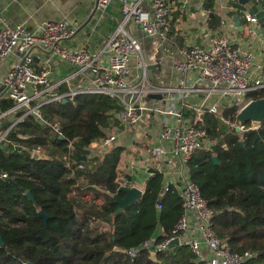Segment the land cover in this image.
I'll return each mask as SVG.
<instances>
[{"label":"trees","instance_id":"trees-1","mask_svg":"<svg viewBox=\"0 0 264 264\" xmlns=\"http://www.w3.org/2000/svg\"><path fill=\"white\" fill-rule=\"evenodd\" d=\"M211 23L219 26L220 17L214 15ZM262 97L264 87L249 91L244 104ZM11 106L13 102L3 108ZM220 107L230 121L241 108L232 97L224 98ZM41 109L45 119L60 126L63 137L30 114L8 132L9 143L0 145V174L8 173L0 175V264H206L186 245L157 254L140 249L134 258L123 251L140 247L153 235L160 240L171 235L183 214V198L171 184L164 189L162 172L151 173L142 197L117 212L115 195L125 196L119 190L124 147L113 145L103 154L92 147L120 128L115 113L122 105L117 98L80 94L74 102L60 99ZM183 113L193 120L192 110L184 108ZM201 127L212 142L194 152L190 177L215 210L212 222L220 238L234 252L252 253L242 264H264V121L240 133L220 116L205 112ZM38 147L44 157L34 158L32 151ZM69 152L68 161L64 155ZM84 155L93 156L85 161L80 159Z\"/></svg>","mask_w":264,"mask_h":264},{"label":"built area","instance_id":"built-area-1","mask_svg":"<svg viewBox=\"0 0 264 264\" xmlns=\"http://www.w3.org/2000/svg\"><path fill=\"white\" fill-rule=\"evenodd\" d=\"M189 1L153 0L151 15L142 10L140 2L122 0L124 18L104 50L108 54L107 61L102 59V53L85 47L75 49L64 46L63 41L74 37L78 32L77 27L68 21L46 20L40 25V33H35L24 24L12 25L0 11V59L12 54L20 56L5 77L4 93L6 98L24 109L19 121L27 115H35L44 125L52 126L62 137L60 126L45 119L41 108L60 99L74 102L80 94H103L117 98L122 109L115 113V117L124 126L136 127L145 117L159 115L162 118L160 142L152 145L143 143V146L149 161L173 160L178 163L177 181L166 182L164 189L169 190L171 184L179 192L183 198V214L172 234L165 239L160 240L153 235L144 240L140 247L123 251L134 258L140 249L157 254L177 245H186L206 264H242L252 253L234 252L230 244L217 234L212 222L215 210L203 196L200 186L191 179L188 163L196 150L212 142L207 130L201 127L205 112L220 116L240 133L257 128L251 122H247V125L236 123V119L230 121L224 118L220 107L224 98L232 97L242 108L247 103L244 104L247 92L264 87L256 55L252 49L232 41L228 35L226 17H223L222 33H208V44L180 48L183 58L175 64V68L181 72L180 79L175 85H161L148 75V65L140 41L125 29L126 24L133 20L155 44H164L171 31L173 9L178 5H186ZM214 1L220 12H241L249 23L250 34L256 35L262 28L256 16L250 14L248 8L239 5L238 0ZM111 2L112 0H97V9L105 10ZM258 2L264 7V0ZM35 49L75 64L78 74H83L81 82L74 85L75 76L71 75L54 84L53 68L49 60L47 59L45 66H36L33 55ZM133 55L137 57L135 74L130 73ZM62 84H67V91L56 92ZM152 94H161L163 104H157L156 98L150 97ZM194 96L199 98L194 101ZM184 108L193 111V120L185 117ZM170 116L171 120L167 119ZM115 139L116 132H112L106 139L94 142L92 147L94 149L100 143L102 149L97 151L105 152ZM165 142L170 144L169 148L165 146ZM72 143H69L70 149L74 148ZM32 155L44 157L42 148L33 149ZM70 158V152L64 155L65 160L69 161ZM78 167L84 168L85 165L80 164ZM21 173L23 170L17 171V174ZM74 173L73 170L72 175ZM0 175L7 177L8 173L2 172ZM158 207H161L160 203ZM103 225L108 227L105 222ZM175 239H178L179 244H172ZM205 247L208 251L206 257L203 254Z\"/></svg>","mask_w":264,"mask_h":264},{"label":"crops","instance_id":"crops-1","mask_svg":"<svg viewBox=\"0 0 264 264\" xmlns=\"http://www.w3.org/2000/svg\"><path fill=\"white\" fill-rule=\"evenodd\" d=\"M135 2V0H129ZM143 11L153 13V0H137ZM122 0H112L105 10L97 9V0H0V11L12 25L24 24L35 33H40V25L46 20H65L76 26L77 34L65 41L64 46L80 49L86 48L90 51L102 53V59L108 60V54L104 52L111 36L124 18ZM245 6V5H244ZM247 8V7H243ZM237 12H220L214 0H190L186 5H178L173 9L171 31L164 44H155V41L146 35L138 23L129 21L127 29L136 37L141 45L148 65V75L161 85H175L181 77V72L175 68V64L182 60L180 48L190 45L208 44L207 34L222 33L221 21L226 17L228 24V35L235 43L245 48H250L256 55V64L264 71V29H259L256 35L250 34L249 23L241 14V25H236L234 17ZM220 17V25L213 27L212 17ZM34 58L38 68L45 66L48 62L46 53L35 49ZM51 64L53 68L52 81L54 84L62 79L74 75L73 84L80 83L83 74H78V67L62 60L59 56ZM20 56L12 54L5 59H0V145L8 144V132L19 122L23 108L6 98L4 93V81L13 63L19 61ZM155 66V68H152ZM130 73H137V57L133 55L130 60ZM67 91V84H62L56 92ZM153 95V94H152ZM155 95V94H154ZM157 95V94H156ZM199 97L194 96L193 100ZM13 102V106L4 109V105ZM175 103H179L174 101ZM156 103L162 105L161 99L156 98ZM171 120V116L167 117ZM162 118L159 115L145 117L136 127L124 126L115 128L116 139L113 145L124 147L119 163L124 182L132 179L128 185H138L145 189V180L151 174L150 168L158 169L164 174L165 182L178 179L179 165L176 161L164 160L161 162L147 160L143 143L152 145L160 142ZM7 126V127H6ZM169 148V143H164ZM97 152V149H94ZM106 151V150H105ZM100 154L104 152L98 151ZM90 198L89 195H87ZM100 200H98L99 202ZM207 248L203 254L206 257Z\"/></svg>","mask_w":264,"mask_h":264},{"label":"water","instance_id":"water-1","mask_svg":"<svg viewBox=\"0 0 264 264\" xmlns=\"http://www.w3.org/2000/svg\"><path fill=\"white\" fill-rule=\"evenodd\" d=\"M238 1L240 4L245 5L248 8V12L250 14L256 16L259 24L264 29V7L262 3L258 2V0H238ZM135 2H137V0H135ZM234 21L236 22V25L240 26L242 22L241 15L237 14L234 17ZM46 59H48L49 62L52 63L55 58L51 56L49 53H47ZM152 68H155V66H152ZM149 76H151L150 72H149ZM150 97H155V98L160 99L162 98V95L155 94V95H150ZM66 100L67 99H65L64 101ZM263 121H264V97L259 98V99H252L248 101L236 115V123L251 122L254 126L259 127ZM92 156L93 155H90L89 157H92ZM41 157L43 156H38V155L34 156V158H41ZM89 157L84 155V156H81L80 159L87 161ZM214 160L216 163H218L219 161L217 156H214ZM149 172L159 173L160 170L150 168ZM129 182H132V179H129ZM119 190L123 191L125 193V196L121 197L118 193L115 195V199L117 203L119 204L117 212H120L126 207H128L129 205L133 204L138 199H140L142 195L144 194L143 189L137 185L121 184ZM27 195L31 197L32 199H34L30 191L27 192ZM40 214L44 216L46 221L48 220V216L45 215L44 212L40 211ZM0 244L1 245L4 244V240H3L1 232H0ZM172 244H175V245L179 244L178 239H175L174 241H172Z\"/></svg>","mask_w":264,"mask_h":264},{"label":"rangeland","instance_id":"rangeland-1","mask_svg":"<svg viewBox=\"0 0 264 264\" xmlns=\"http://www.w3.org/2000/svg\"><path fill=\"white\" fill-rule=\"evenodd\" d=\"M242 105H243V104H242ZM111 133H112V131L109 133V135H110ZM109 135H108V136H109ZM101 147H102L101 144H100V143H97L95 148H96V149H102ZM95 148H94V149H95Z\"/></svg>","mask_w":264,"mask_h":264}]
</instances>
